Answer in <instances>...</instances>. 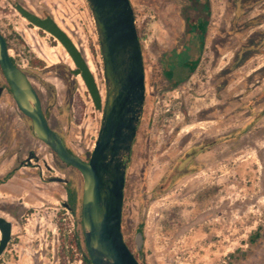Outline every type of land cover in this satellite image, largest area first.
Wrapping results in <instances>:
<instances>
[{
  "label": "rangeland",
  "instance_id": "1",
  "mask_svg": "<svg viewBox=\"0 0 264 264\" xmlns=\"http://www.w3.org/2000/svg\"><path fill=\"white\" fill-rule=\"evenodd\" d=\"M131 2L146 101L126 172L125 240L141 264H264V0ZM17 3L53 16L67 31L92 64L104 102L91 6L88 0H0V30L11 56L35 83L51 127L87 159L103 110L70 71L75 64L64 46L28 21ZM199 14L207 24L197 66L178 75L179 61L192 56L186 46L195 45L191 30ZM245 54L251 57L242 61ZM6 82L0 69V214L14 223L0 264H84L83 176L33 135ZM30 151L39 155L41 171L35 159L22 163ZM68 187L78 194L75 211L65 205Z\"/></svg>",
  "mask_w": 264,
  "mask_h": 264
},
{
  "label": "water",
  "instance_id": "2",
  "mask_svg": "<svg viewBox=\"0 0 264 264\" xmlns=\"http://www.w3.org/2000/svg\"><path fill=\"white\" fill-rule=\"evenodd\" d=\"M96 23L104 62L106 97L100 92L90 66L71 36L51 15L41 16L21 3L17 10L32 24L49 32L67 50L91 95L103 110L101 127L87 159L72 151L62 134L51 127L42 99L27 71L13 61L0 30V68L20 111L31 120L33 135L58 158L83 176L81 225L92 264H141L124 237L123 210L128 161L146 101L143 46L131 0H88ZM3 86H0V99ZM31 152L28 161L33 157ZM51 181L68 182L61 176ZM68 206L67 203H65ZM69 207V206H68ZM14 223L0 214V258L13 238ZM137 250L143 232L136 234Z\"/></svg>",
  "mask_w": 264,
  "mask_h": 264
},
{
  "label": "crops",
  "instance_id": "3",
  "mask_svg": "<svg viewBox=\"0 0 264 264\" xmlns=\"http://www.w3.org/2000/svg\"><path fill=\"white\" fill-rule=\"evenodd\" d=\"M200 22H201V24H202V28H198V27H195V26H193L192 27V29H194L195 28V30H191V32H192V34L193 35H195L194 36V38H192L193 39V41H194V43H195V45H193L192 47L190 46V48H189V46H186V48L189 50V55H192V56H187V57H183L182 58V60L181 61H179V64L181 63V66L180 67H178V75L180 74V72L181 73H183V71H185V70H183L184 68H188L190 71L191 70H193L194 68H196V66H197V63H198V58H199V55H200V53H201V50H202V48H203V46H202V43H203V40H202V34H203V32H205L206 31V24H207V21H206V19H205V17H203V16H201L199 19H198ZM195 22V21H194ZM213 33V32H212ZM211 33V34H212ZM230 34V33H229ZM219 35H218V33L214 36V37H218ZM215 42V41H214ZM213 43V42H212ZM215 45V47L217 48V53H221V50L222 49H219V45H218V43H216V44H214ZM191 49V50H190ZM238 54V53H237ZM239 54L240 55H242V53L241 52H239ZM186 55H188V53L186 54ZM251 57V55H249V54H245L244 56H243V58H242V61H244V60H248V58H250ZM240 59V58H239ZM241 61V62H242ZM178 63V62H177ZM174 74V73H173ZM175 74H176V72H175Z\"/></svg>",
  "mask_w": 264,
  "mask_h": 264
},
{
  "label": "trees",
  "instance_id": "4",
  "mask_svg": "<svg viewBox=\"0 0 264 264\" xmlns=\"http://www.w3.org/2000/svg\"><path fill=\"white\" fill-rule=\"evenodd\" d=\"M13 61H15V59L12 57ZM67 193H68V206L71 210L75 211L76 207H77V202H78V194L75 188L72 187H68L67 189ZM77 246L81 247V242H80V238L77 235ZM82 260L84 262V264H92L90 261V258L88 257V253L87 250L85 249V251L83 252V256H82Z\"/></svg>",
  "mask_w": 264,
  "mask_h": 264
},
{
  "label": "flooded vegetation",
  "instance_id": "5",
  "mask_svg": "<svg viewBox=\"0 0 264 264\" xmlns=\"http://www.w3.org/2000/svg\"><path fill=\"white\" fill-rule=\"evenodd\" d=\"M198 1H200V2H202L203 0H198ZM205 4V6H207L206 5V3H204ZM201 17V15L199 14L196 18H197V20H194L195 22H194V26L195 27H198V28H202V24H201V22L198 20L199 18ZM1 69V68H0ZM2 71V70H1ZM2 74H3V71H2ZM4 75V74H3ZM5 77V76H4ZM31 78V77H30ZM32 80V79H31ZM32 82H33V80H32ZM7 84H6V86L10 89V86H9V84H8V82H6ZM34 83V82H33ZM34 85H35V83H34ZM35 87H36V85H35ZM37 88V87H36ZM4 89H5V86H3V91H4ZM10 91H11V89H10ZM42 102H43V99H42ZM43 107H44V104H43ZM45 109V108H44ZM46 111V110H45ZM46 113H47V111H46ZM46 144V143H45ZM47 145V144H46ZM31 152H33V151H30L29 152V154L31 153ZM56 154V153H55ZM33 159H35L36 160V164H37V166L36 167H38L39 169H40V171L42 170V164L39 162V160H40V158H39V155H37L35 152L33 153V157L31 158V161L33 160ZM22 163L23 164H31L32 162H30V161H28V160H26V158H24L23 160H22ZM44 164H45V166H46V168L48 169V170H50L51 169V166H49L48 164H46L45 162H44ZM69 165V164H68ZM65 183H68V182H65ZM67 203V202H66ZM68 204V203H67Z\"/></svg>",
  "mask_w": 264,
  "mask_h": 264
},
{
  "label": "bare ground",
  "instance_id": "6",
  "mask_svg": "<svg viewBox=\"0 0 264 264\" xmlns=\"http://www.w3.org/2000/svg\"><path fill=\"white\" fill-rule=\"evenodd\" d=\"M88 64H89V63H88ZM89 66H90V65H89ZM90 69H91L92 72H95V71H94V68H93V66H92V64H91V66H90ZM93 74H94V73H93ZM94 76H95V75H94ZM95 79H96V78H95ZM100 92H101V91H100Z\"/></svg>",
  "mask_w": 264,
  "mask_h": 264
},
{
  "label": "built area",
  "instance_id": "7",
  "mask_svg": "<svg viewBox=\"0 0 264 264\" xmlns=\"http://www.w3.org/2000/svg\"><path fill=\"white\" fill-rule=\"evenodd\" d=\"M16 62V61H15ZM17 63V62H16ZM18 64V63H17ZM22 67V66H21ZM23 68V67H22ZM24 69V68H23Z\"/></svg>",
  "mask_w": 264,
  "mask_h": 264
}]
</instances>
